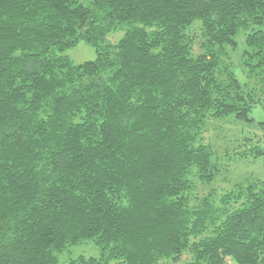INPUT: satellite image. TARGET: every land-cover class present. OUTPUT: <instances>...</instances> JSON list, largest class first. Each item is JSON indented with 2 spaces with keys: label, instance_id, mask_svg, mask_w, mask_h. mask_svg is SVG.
Listing matches in <instances>:
<instances>
[{
  "label": "trees",
  "instance_id": "trees-1",
  "mask_svg": "<svg viewBox=\"0 0 264 264\" xmlns=\"http://www.w3.org/2000/svg\"><path fill=\"white\" fill-rule=\"evenodd\" d=\"M243 31L263 81L264 0H0V264H264V173L228 179L264 146L207 138L264 107Z\"/></svg>",
  "mask_w": 264,
  "mask_h": 264
},
{
  "label": "rangeland",
  "instance_id": "rangeland-1",
  "mask_svg": "<svg viewBox=\"0 0 264 264\" xmlns=\"http://www.w3.org/2000/svg\"><path fill=\"white\" fill-rule=\"evenodd\" d=\"M127 26H122L120 29L108 36V40L112 43H116L125 33ZM245 32H240L236 36L238 43V49L236 51H229L231 59L227 61L230 63L231 69L237 75L238 79L242 83L250 82L253 86H260L264 88V80H261V76L248 75L247 69H249L244 62V52L247 50L245 46ZM68 56L74 65H81L85 62L93 61L97 57L95 48H92L84 41H81L75 48L69 49L64 53ZM251 122H235L233 119L228 118L219 123H213L209 127L207 134L208 140L214 147V150L219 157L223 158L225 152H248L252 153L253 145L257 141L264 146V107L257 105L250 114ZM251 138V141L246 139ZM264 173V161L260 159H252L246 157L244 159H235L230 162V173L228 179L230 183H235L248 177H261ZM223 178H220L216 185L217 188L231 186L230 183L225 182ZM73 253V255H71ZM98 256V250L92 243H85L81 246L75 247L71 250L70 254H64L60 257V264H65L69 259L77 257L79 255ZM66 259V260H65ZM187 260V256L184 260Z\"/></svg>",
  "mask_w": 264,
  "mask_h": 264
}]
</instances>
